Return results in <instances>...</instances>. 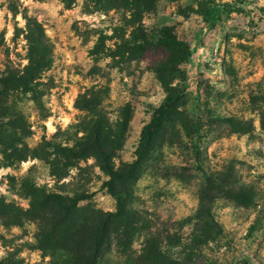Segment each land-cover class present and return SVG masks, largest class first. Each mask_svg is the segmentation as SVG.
<instances>
[{
  "label": "rangeland",
  "instance_id": "374dc122",
  "mask_svg": "<svg viewBox=\"0 0 264 264\" xmlns=\"http://www.w3.org/2000/svg\"><path fill=\"white\" fill-rule=\"evenodd\" d=\"M151 4L149 11L139 12L141 28L150 32L170 27L188 45L190 56L180 67L183 81L176 83L184 89L178 114L162 124L163 137L144 158L136 180L126 186L128 196L122 197L142 220L141 235L134 237L131 249L137 252L150 231L169 260L264 264V5L260 0H152ZM0 12L4 25L0 70L25 64L23 17L39 22L52 46V62L41 79V108L24 98L14 106L27 127V146L64 142L62 132L79 116L73 108L76 95L92 84L106 83L102 106L109 119L117 118L123 108L129 112L114 164L131 162L141 128L163 100L148 69L161 52L137 54L133 62L117 69H111L107 60L94 62L88 55L96 33L111 35V30L122 29L135 15L129 2L0 0ZM123 30L127 38L131 29ZM233 122L240 123L243 131ZM50 127L55 131L50 132ZM0 169L6 170L0 175V199L22 210L27 208L22 180L39 186L54 183L41 161L26 160L9 167L0 163ZM215 172L229 175L235 187L252 188L257 194L254 204L243 207L218 194L207 196L208 205L199 204L205 175L216 177ZM74 176L75 171H69L60 183L73 182ZM80 180L88 182L90 194L80 205L89 204L101 212L114 210L115 199L100 186L105 177L96 168L91 166ZM33 233L29 222L19 227L0 223L3 258L12 254L17 264H58L56 258L43 257L32 248ZM121 262L112 244L98 264Z\"/></svg>",
  "mask_w": 264,
  "mask_h": 264
},
{
  "label": "trees",
  "instance_id": "16d2710c",
  "mask_svg": "<svg viewBox=\"0 0 264 264\" xmlns=\"http://www.w3.org/2000/svg\"><path fill=\"white\" fill-rule=\"evenodd\" d=\"M123 1L129 2L135 15L123 23L122 29L111 30V35L96 33L88 55L94 62L107 60L111 69H117L119 65L133 62L137 54L161 52V57L148 69L163 93V100L153 111L149 123L141 128L131 162L114 164L115 155L124 142L129 112L123 108L117 118L109 119L102 106L108 92L106 83L92 84L76 95L73 108L79 116L62 132L64 142L45 141L35 148L27 146V127L22 115L14 111V106L24 98L41 108L44 94L41 79L52 62V46L34 18H22L23 59L27 63L21 68L3 66L0 70L1 167L26 160L41 161L54 180L49 186L22 180L21 189L26 195L27 208L22 210L0 199V223L3 227L31 223L34 227L32 248L43 257L56 258L58 264H98L112 244L122 259L121 264H184L166 258L160 250L159 239L150 231L143 236L140 249L132 251L134 237L141 235L142 220L137 212L127 207L122 197L128 196L126 186L136 180L144 158L163 137L162 124L178 114L184 89L176 83L183 81L180 67L188 60L190 50L170 27L153 28L150 32L141 28L139 12L149 11L152 0ZM65 7H68L67 3ZM125 28L131 29L127 38H124ZM112 40V44H106ZM233 125L241 128L238 122H233ZM89 160L92 165L87 164ZM91 166L105 177L100 186L115 199L111 212H101L89 204L80 205L90 196L86 188L88 182L80 178ZM69 171H75L74 181L60 183ZM214 176L205 175V188L199 196V204L204 202L208 205L209 194H218L243 207L254 204L257 194L252 188L233 186L228 180L229 175L220 176L215 172ZM262 199L264 204V196ZM0 264H17L15 255L9 254L0 260Z\"/></svg>",
  "mask_w": 264,
  "mask_h": 264
},
{
  "label": "clouds",
  "instance_id": "9594fccd",
  "mask_svg": "<svg viewBox=\"0 0 264 264\" xmlns=\"http://www.w3.org/2000/svg\"><path fill=\"white\" fill-rule=\"evenodd\" d=\"M22 2L25 3V4H28V3L31 2V0H22ZM260 3H261V5H264V0H260ZM2 17H3V13L0 12V28H3V26H4L3 25V21H2ZM17 19L20 20V17H17ZM20 24H21V27H23L24 21L23 20H20ZM7 35H8V37H11V35H12L11 27H9V31H8V34ZM24 63L26 64L27 61H24ZM49 131L50 132L51 131H55V129H53V128L50 127L49 128ZM25 167H27V165H25ZM5 171L6 170L0 169V175H4ZM2 191H3V189L0 188V192H2ZM25 207H27V204H25ZM13 231L14 232H18L19 229H13ZM4 256H5V251H4L3 248H0V258H3Z\"/></svg>",
  "mask_w": 264,
  "mask_h": 264
}]
</instances>
